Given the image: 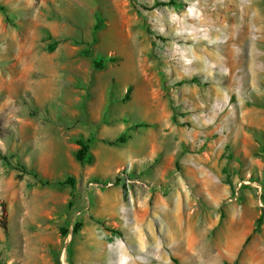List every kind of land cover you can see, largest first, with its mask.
Here are the masks:
<instances>
[{
  "label": "rangeland",
  "instance_id": "374dc122",
  "mask_svg": "<svg viewBox=\"0 0 264 264\" xmlns=\"http://www.w3.org/2000/svg\"><path fill=\"white\" fill-rule=\"evenodd\" d=\"M0 6V264H264V225L253 233L264 214V132L244 116L248 104L264 108L246 72L264 65V0ZM79 140L91 164L77 162ZM186 160L223 169L232 194L221 191L192 227L157 223L172 243L154 255L123 228L134 208L120 197L198 190L203 177L193 180ZM68 178L74 186L59 182ZM147 214L140 209L139 223Z\"/></svg>",
  "mask_w": 264,
  "mask_h": 264
},
{
  "label": "crops",
  "instance_id": "0c3cea01",
  "mask_svg": "<svg viewBox=\"0 0 264 264\" xmlns=\"http://www.w3.org/2000/svg\"><path fill=\"white\" fill-rule=\"evenodd\" d=\"M212 61V60H211ZM241 67H246L245 65ZM247 68V67H246ZM249 82H248V92L253 96H262L264 93V65H260L258 67H253V69H249L248 71ZM245 72V73H246ZM238 76L240 72L237 73ZM240 77V76H239ZM242 90H244L242 88ZM249 97V95H248ZM250 100V98H249ZM252 105L248 104L244 109V116L246 121L254 127L255 130L264 132V129H261V126H264V108L263 110L257 109H250ZM255 116L260 117V122L256 123L255 126L252 122V119ZM256 137L255 139H257ZM262 144V143H261ZM259 140L256 142V146L259 147L261 145ZM197 167V163L190 160L185 161V170L190 171L193 177V180H198L200 176H202L201 186H199L196 191H192L191 189L184 191L183 188L174 192H155L151 193L152 190L150 188L145 190L144 193H138L136 190H132V193L126 195H121L120 198H124V200L130 199V206L134 208V215L133 219L131 218L132 222H129L128 227L124 225L123 228H128V232L130 236L134 235L135 243H140L146 245L149 251L154 255H162V251L165 244H170L168 231H159L157 227V223L160 224L165 222L166 225L170 228H176L181 225V223L187 221L189 223V227H192V223L194 219L197 217L198 219L201 218L202 214L208 216L210 213L211 206H215L218 204V194L223 191L225 197H230L232 194V190L228 184H224L221 179L222 177V170L221 172H217V170H207L196 168L192 169V167ZM198 170V171H197ZM195 182V181H194ZM186 187L188 184H186ZM237 192V191H236ZM170 193V194H169ZM261 193L264 195V191H256L257 200L260 201ZM151 200L152 204H148V200ZM79 204V200L77 201ZM231 203H228L231 209H236L237 206L235 205L234 200H230ZM124 203V201H123ZM208 204V209L204 208V204ZM150 208H146V207ZM141 208H144L145 211L148 212L149 220L145 222V224L139 223L138 212ZM148 209V210H147ZM237 229H240L241 235H243L248 230V225L245 221V215L239 216L234 221ZM85 226L88 228L89 225L83 223L81 227V231L79 235L84 232ZM142 226L145 228L141 230ZM159 226V225H158ZM182 226V225H181ZM160 227V226H159ZM232 227L231 224L226 225V232L231 236L232 235ZM227 235V234H226ZM229 236V237H230ZM227 238L226 245L228 246V250L230 249L231 253L233 250L232 240ZM133 241V240H132ZM241 242V241H239ZM238 242V244H239ZM72 244V241H71ZM152 245V247H148L147 245ZM259 253L264 256V237L259 238L257 242Z\"/></svg>",
  "mask_w": 264,
  "mask_h": 264
},
{
  "label": "trees",
  "instance_id": "16d2710c",
  "mask_svg": "<svg viewBox=\"0 0 264 264\" xmlns=\"http://www.w3.org/2000/svg\"><path fill=\"white\" fill-rule=\"evenodd\" d=\"M0 10L4 11V8L0 6ZM103 64H104V62H102V61L101 62H96V61L94 62V65L97 68H102ZM130 92H131V88L128 89V93H127V96L125 97V100H129L130 99ZM125 142H126V138L124 136H122L117 141L109 142V144L110 145H116V144H123ZM77 145L79 146V148H78V150L76 152V160H77V162H79L81 165L91 164L93 162V158L90 155L91 151H90V143H89V141L85 142L83 140H79L77 142ZM22 169L26 170L24 167ZM35 176L37 177L38 175H35ZM59 182H64L67 185L74 186V181L71 178H68L65 181H59ZM44 184H47V183H44ZM69 205L72 206V203L70 202ZM263 225H264V214L262 213L261 216L256 221V225H255V228L253 230V233L260 232ZM81 227H82L81 224H77L76 228H75V232H78V230ZM3 228H4L5 232H6V227H3ZM63 233L67 234L64 230H63ZM247 240H249V238Z\"/></svg>",
  "mask_w": 264,
  "mask_h": 264
},
{
  "label": "bare ground",
  "instance_id": "6f19581e",
  "mask_svg": "<svg viewBox=\"0 0 264 264\" xmlns=\"http://www.w3.org/2000/svg\"><path fill=\"white\" fill-rule=\"evenodd\" d=\"M204 23H205V22H204ZM195 59L197 60V62L200 60L198 57H197V58H195ZM196 60H195V61H196ZM199 62H200V61H199ZM194 64H195V63H194ZM201 64H202V63H201Z\"/></svg>",
  "mask_w": 264,
  "mask_h": 264
},
{
  "label": "built area",
  "instance_id": "2783aa9c",
  "mask_svg": "<svg viewBox=\"0 0 264 264\" xmlns=\"http://www.w3.org/2000/svg\"><path fill=\"white\" fill-rule=\"evenodd\" d=\"M113 184L112 183H110L108 186H112Z\"/></svg>",
  "mask_w": 264,
  "mask_h": 264
}]
</instances>
